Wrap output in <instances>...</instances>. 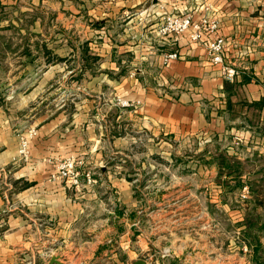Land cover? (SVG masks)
Listing matches in <instances>:
<instances>
[{
  "label": "crops",
  "instance_id": "obj_1",
  "mask_svg": "<svg viewBox=\"0 0 264 264\" xmlns=\"http://www.w3.org/2000/svg\"><path fill=\"white\" fill-rule=\"evenodd\" d=\"M166 14L218 20L235 80L211 62L213 36L159 35ZM262 101L264 0H0V264H87L89 250L129 264H216L219 251L225 263L226 222H264ZM31 128L24 161L17 133ZM187 141L208 150L168 151ZM69 157L83 162L79 184L53 178ZM139 187L159 195L137 218Z\"/></svg>",
  "mask_w": 264,
  "mask_h": 264
},
{
  "label": "rangeland",
  "instance_id": "obj_2",
  "mask_svg": "<svg viewBox=\"0 0 264 264\" xmlns=\"http://www.w3.org/2000/svg\"><path fill=\"white\" fill-rule=\"evenodd\" d=\"M124 100H127L125 98H122ZM23 132H18L17 135L22 134ZM126 152L127 144L124 145ZM219 145L212 146V149H218ZM140 150H143L142 144L139 147ZM152 151L159 150L157 146L154 144L151 145L150 148ZM208 148L205 144H198L195 141H187L179 143L177 146L172 144V146L168 147V151L172 152H178L180 154H183L185 156V159H187V156L190 154H199L204 151H207ZM197 152V153H196ZM205 159H200L201 165H203ZM127 161L123 162V164L126 166ZM180 162V161H179ZM178 162V163H179ZM185 162V161H184ZM175 160L168 163L169 170L175 168ZM188 176L184 177V180L182 182L184 184H188ZM200 186L202 191V184L207 183V177L206 175H201L200 179ZM140 189L135 191L136 194V200H137V218L139 216H143V213H139V211L146 209L145 206V199H155L158 198L159 192L152 191L150 189H145L143 187H139ZM171 191V189L168 190V193ZM107 198H110L111 200H114L117 197V194L115 191H112L108 187H105L102 192ZM168 194L167 192H165ZM202 193V194H201ZM214 194L213 192H211ZM217 193V192H216ZM121 197V195H119ZM206 190L204 189L202 192H200V198H206ZM209 197V196H208ZM242 197V194H241ZM247 199V198H246ZM122 209V208H119ZM122 211V210H121ZM122 214V213H121ZM123 215V214H122ZM125 216V215H124ZM126 217V216H125ZM253 220H255V217H253ZM254 223H248L247 229L244 227L245 224L241 223H227L226 222V229H229L230 238H231V249L229 252H226V262L224 263V256L223 254H219V251L215 255L216 258V264H264V229L259 230V222ZM262 222V221H261ZM110 249V248H108ZM165 251L170 253V250L168 248H165ZM166 252L164 254H166ZM102 254H93L92 250H89L88 252V263L87 264H129L127 262V256L124 254V251L121 250L120 253H118L115 256H112L111 254L108 256L103 255L104 252H100ZM138 255H144V254H138ZM74 256V255H73ZM73 258V264H79L78 262V256L72 257ZM77 262V263H74ZM30 263V262H29ZM131 264V263H130ZM135 264V263H134ZM151 264H155L152 262Z\"/></svg>",
  "mask_w": 264,
  "mask_h": 264
},
{
  "label": "built area",
  "instance_id": "obj_3",
  "mask_svg": "<svg viewBox=\"0 0 264 264\" xmlns=\"http://www.w3.org/2000/svg\"><path fill=\"white\" fill-rule=\"evenodd\" d=\"M161 7H164L168 3L180 2L182 0H157ZM220 23L218 20L209 16L202 17L199 21H194L191 14L179 15V14H166L163 17L161 24L157 27V33L161 36H179L190 31V38L198 41L202 40L205 36L211 37L206 41V47L211 62L214 65L221 67V72L226 80L234 81L238 72L233 66H229L225 62V52L227 49L228 41L224 36L219 35ZM178 54L176 52L167 54L165 59L167 62L177 59ZM119 103L123 106H129L130 102L119 98ZM36 131L34 128L29 129L26 133L19 135V155L22 160L29 161L30 159V141L35 136ZM83 162L75 157H69L57 165V171L53 174L54 179H66L70 180L74 184H79V172L78 167ZM87 183H96V180L87 173ZM249 197V189L245 187L242 192V198ZM3 222L0 218V243L3 239Z\"/></svg>",
  "mask_w": 264,
  "mask_h": 264
},
{
  "label": "water",
  "instance_id": "obj_4",
  "mask_svg": "<svg viewBox=\"0 0 264 264\" xmlns=\"http://www.w3.org/2000/svg\"><path fill=\"white\" fill-rule=\"evenodd\" d=\"M58 263H60L59 257L53 256V258L51 260V264H58ZM146 263H147L146 260L141 259V258L135 261V264H146Z\"/></svg>",
  "mask_w": 264,
  "mask_h": 264
},
{
  "label": "trees",
  "instance_id": "obj_5",
  "mask_svg": "<svg viewBox=\"0 0 264 264\" xmlns=\"http://www.w3.org/2000/svg\"><path fill=\"white\" fill-rule=\"evenodd\" d=\"M262 102H264V101H262ZM262 221V219L260 218L259 219V223ZM249 223H254L253 221H251V222H249ZM264 229V222H262L261 224H260V226H259V230H263Z\"/></svg>",
  "mask_w": 264,
  "mask_h": 264
}]
</instances>
